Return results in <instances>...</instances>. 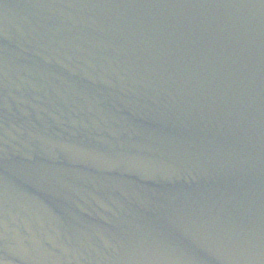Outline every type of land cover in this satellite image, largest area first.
<instances>
[{"label": "water", "instance_id": "obj_1", "mask_svg": "<svg viewBox=\"0 0 264 264\" xmlns=\"http://www.w3.org/2000/svg\"><path fill=\"white\" fill-rule=\"evenodd\" d=\"M2 264H264V0H0Z\"/></svg>", "mask_w": 264, "mask_h": 264}, {"label": "snow or ice", "instance_id": "obj_2", "mask_svg": "<svg viewBox=\"0 0 264 264\" xmlns=\"http://www.w3.org/2000/svg\"><path fill=\"white\" fill-rule=\"evenodd\" d=\"M0 264H2V262H0Z\"/></svg>", "mask_w": 264, "mask_h": 264}]
</instances>
